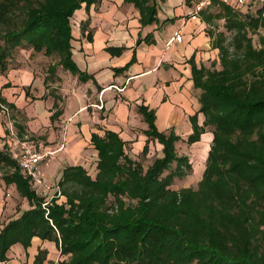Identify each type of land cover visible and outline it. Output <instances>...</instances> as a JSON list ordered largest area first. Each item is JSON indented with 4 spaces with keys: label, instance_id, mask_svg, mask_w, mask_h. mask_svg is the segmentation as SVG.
<instances>
[{
    "label": "trees",
    "instance_id": "trees-1",
    "mask_svg": "<svg viewBox=\"0 0 264 264\" xmlns=\"http://www.w3.org/2000/svg\"><path fill=\"white\" fill-rule=\"evenodd\" d=\"M101 1L0 0V25L6 28L0 31V76L6 74V51L27 45L36 53L55 56L58 65L81 83L95 84L72 58V26L78 10L89 13ZM123 2L137 9L141 27L158 20V0ZM219 7L215 15L204 16L209 8L200 15L205 24L223 19L230 33L228 39L224 32L207 30L212 48L218 50L220 69L214 63L198 68L193 58L189 60L204 121L198 125L197 113L189 118L192 133L185 142H198L206 128L212 133L196 187L170 188L174 178L192 173V166L188 156L177 154L180 137L173 129L158 131L154 111L144 105L138 108L147 125L141 155L148 154L154 141L162 147L160 155L144 170L126 153V143L117 134H91L97 152L95 177L83 166H66L57 183L66 200L54 196L46 209L45 198L0 152V165L11 169L3 177L5 183L14 184L30 206L0 229L1 264L13 245L26 250L34 237L55 244L65 257L56 264H264V35L259 36V48L251 37L264 28V5L253 14ZM16 11L20 18L14 17ZM88 23V18L82 23L83 32ZM142 42L152 43L151 34L138 37L136 45ZM124 49L105 48L112 56ZM135 60L133 51L131 60L114 73L125 71ZM47 73L55 75V64ZM29 88L23 87L26 97ZM54 97L52 121L61 114ZM0 102L17 111L1 92ZM47 254L39 249L33 264H43Z\"/></svg>",
    "mask_w": 264,
    "mask_h": 264
},
{
    "label": "crops",
    "instance_id": "crops-1",
    "mask_svg": "<svg viewBox=\"0 0 264 264\" xmlns=\"http://www.w3.org/2000/svg\"><path fill=\"white\" fill-rule=\"evenodd\" d=\"M190 4L191 2L187 0H158V20L144 27L139 23L137 9L123 0H102L98 8L91 6L89 13H86L84 8L78 10L73 17L75 24L72 26V58L81 71L95 80V84L92 80L85 83L79 81L86 87L85 97L87 98L86 93H89L95 99L86 104L82 96H80L82 99L67 98L65 108L59 109L61 114L52 121L51 115L55 111L54 96L57 95V104L60 100L58 95L64 98L60 87L57 88L55 95L39 99L32 89L39 88L35 84L31 85L34 80L32 75L16 78L6 73L0 76L1 96L17 109V111L11 109L15 117L9 115L7 106L8 115H3L0 111V152L13 160L8 151L6 138L9 123L19 138L28 136L36 146L48 149L52 152L51 155L55 154L48 163H42L41 166L44 182L49 186L47 193L51 196L56 187L52 168L61 162L64 164V159H67L65 167L79 165L74 158L81 155L78 154L81 148L86 146L93 148L90 143L91 134L103 137L107 131L114 132L126 143V153L137 159L147 139L143 134L147 125L138 112L141 105L154 111L158 131L166 132L173 129L180 137V141L175 144L177 151L178 143L186 141L188 135L192 133L189 118L197 113L198 125L201 126L204 121V116L198 112L200 90L195 89L193 85L189 60L193 58L198 68L200 66L208 68L218 54V50L211 46V39L207 34L208 26L203 20L207 12L204 16L200 15L196 20H191ZM87 18L89 23L83 32L81 26ZM168 21L173 24L172 28L168 29ZM176 32L181 33L182 41L167 46V41ZM87 33L92 38L90 41L87 40ZM148 34H151L152 43L142 42L137 46L138 37L142 40ZM107 47L125 49L119 56H112L105 50ZM133 51L135 63L125 71L114 73V68H121L131 60ZM57 76L59 77V74ZM75 79L78 81L76 77ZM7 83L10 87L3 88ZM58 84L61 85L62 82ZM27 86H30L28 97L23 89ZM42 88L45 89L43 86ZM113 88L116 91H113ZM96 101H99V105L95 103ZM96 106L102 108L96 110L94 109ZM62 126L66 130L68 141L66 144L62 143L57 150L47 144L55 141L58 133L62 134V130H58ZM204 136H209L211 141L212 133L208 128L200 136V140L192 145L198 147ZM151 144L152 142L149 144V152ZM161 148L159 145V155ZM94 155L97 161V152ZM0 168L6 169L5 175L11 171L7 166L0 165ZM203 168L204 165L201 171ZM29 208L28 202L19 195L15 185L6 184L1 177L0 229ZM39 249L48 252L43 264L57 263L55 255L56 253L59 255V252L55 244L34 237L26 250L20 244L13 245L6 254L7 261L3 264H33Z\"/></svg>",
    "mask_w": 264,
    "mask_h": 264
},
{
    "label": "rangeland",
    "instance_id": "rangeland-1",
    "mask_svg": "<svg viewBox=\"0 0 264 264\" xmlns=\"http://www.w3.org/2000/svg\"><path fill=\"white\" fill-rule=\"evenodd\" d=\"M263 5H264V0H252L245 8L241 9L242 14H253L257 8H260ZM219 9H220L219 5H214L211 8H209L206 12H209V14H211V15H215V14H217ZM237 10H240V9H237ZM15 14L16 15L14 17L20 18L21 14H18L17 11L15 12ZM224 22L225 21L223 19L213 18L207 24V26H208L207 28H208V30L213 31L214 34L219 33V32H224L226 37L229 39L230 33H228L225 30ZM167 26L169 29V28L173 27V24L170 23V21H168ZM2 30H6V28L0 25V31H2ZM262 35H264V28L259 29L258 34L251 35L252 40H253V44L257 48L260 47L259 36H262ZM57 60L58 59L55 56L49 57V56L44 55L43 52L36 53V52L32 51L31 47H29L27 45H22L21 47H17V48H13V49L9 48L6 51V58H5L4 64H3L6 67V71H4V72L10 73L11 77L13 76L16 78H22L23 76L32 75L34 80H33V83L31 85L35 84L36 86H39L38 89L37 88H32V89L35 90V92H36L35 95L39 99H43L44 96L47 97L48 95H55V92L58 91L57 88L60 87L62 89V94L64 95V98L61 95H60L61 97L58 95V97L60 98L58 108H57L58 110L61 108L62 109L65 108L67 98H72V97L81 98L80 96H82V98L85 100L86 104L93 102V100L95 98L93 96H90L89 93H86L87 98L85 97L86 87H84V85H81L79 83V81H76L75 77H72L68 72H65L61 68V66L58 65ZM211 63L215 64L216 69H220L218 54L214 58V61H212ZM211 63L209 65V67L211 66ZM54 64H55V75L54 76L53 75L48 76L47 69L49 66H52ZM0 67H1V64H0ZM57 74H59V77L57 76ZM45 79L47 80V84H48L47 86L44 82ZM61 82H62V84L59 85L58 83H61ZM42 86L47 91H45V89L43 90ZM112 90L116 91V89H114V88ZM95 103H98L97 105H99V101H96ZM94 109L99 110L97 108V106L94 107ZM52 110H54V109H52ZM9 115L11 117L12 116L15 117L14 111H12L10 108H9ZM18 117L20 118L21 116H18ZM5 123H7V122H5ZM62 123H61V125H62ZM2 125L4 126L3 123H2ZM58 130H60V131L62 130V134L58 133L59 134L58 138L55 141H53L52 143L47 144V145L53 146V148L57 149V150L62 143L66 144L68 141L67 135H65V132H66L65 128H63V126H62V127H59ZM77 138H79V136ZM65 139H66V142H65ZM208 143H210L209 136H204L202 138V143L196 148L193 145H190V146L187 145L185 141L178 143L177 154L188 156L189 162L192 166V173H190L188 176H183L182 178H180V177L174 178L172 185L170 186L171 189L178 190V189H181L183 187H193V188L196 187L197 177L200 174L201 168L204 165L205 160H206V156H207V152H208V149H207ZM193 149H194V151H193ZM128 152H129V150H128ZM60 153H62V152H60ZM80 153H81V155L76 156V158H74V161L76 162V164L83 166V168L86 170L87 174L89 176H91L92 178H94L96 175V172H97L96 165H95V163H97V161H96V159H95L96 157L94 155V154H96V151L92 147L86 146L85 148H83V149L81 148L80 150H78V154H80ZM63 154H64V152H63ZM52 156H55V154L47 157L43 161V163H45V162L48 163V161L52 159L51 158ZM66 156L71 158L70 155H66ZM158 156H159V144L154 141L151 144L149 154L145 157H143L140 154L137 157V161L141 163V165L143 166V169L145 170L153 162V160L155 158H157ZM65 161H67V159H64V161H63L64 164L61 162V164H59L57 167L52 168V170H53L52 175L54 176V184L56 185V187H58L57 183L59 182V180L61 178V172L63 170V169L61 170V168L65 167V165H66ZM172 168H174V166ZM6 172H7L6 169L0 168V178L4 177ZM167 173L168 172H165V174H167ZM55 179H56V181H55ZM58 188H59L58 190L61 193V187H58ZM52 194H53V192H52ZM58 198L61 201L66 200L65 197L61 196V195ZM109 201H112V199L110 198ZM55 259L57 261H59L61 259H65V257L61 256L60 254L58 255V253H56ZM50 264H53V263L50 262Z\"/></svg>",
    "mask_w": 264,
    "mask_h": 264
},
{
    "label": "built area",
    "instance_id": "built-area-1",
    "mask_svg": "<svg viewBox=\"0 0 264 264\" xmlns=\"http://www.w3.org/2000/svg\"><path fill=\"white\" fill-rule=\"evenodd\" d=\"M251 0H191V12L189 13V18L191 20H196L199 18L200 14L213 6L216 5H225L233 9H243L245 8ZM182 36L180 32H176L174 36L170 37L167 41V46L173 42H181ZM119 91V89H117ZM102 108V106H98ZM0 111L3 115H8V109L6 106L0 103ZM8 134L6 136L8 151L15 161L16 165L20 169L21 173L25 178L29 180L31 187L34 189L35 193L42 198H45V201L42 203V207L46 209L48 201L54 197L59 196L60 191L58 187H55V194L51 195L47 193L49 186L44 182V174L41 170L43 161L51 156L52 152L48 149L39 148L36 146L28 136H23L19 138L15 131L12 128L11 124H7Z\"/></svg>",
    "mask_w": 264,
    "mask_h": 264
}]
</instances>
